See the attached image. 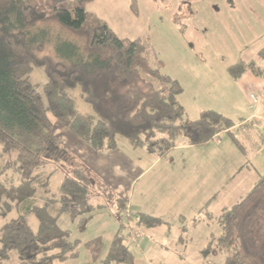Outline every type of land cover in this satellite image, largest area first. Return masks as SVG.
I'll return each instance as SVG.
<instances>
[{
    "label": "trees",
    "instance_id": "trees-1",
    "mask_svg": "<svg viewBox=\"0 0 264 264\" xmlns=\"http://www.w3.org/2000/svg\"><path fill=\"white\" fill-rule=\"evenodd\" d=\"M92 1L0 0V264L12 249L18 264L76 257L82 241L57 224L59 217L66 214L82 233L90 216L108 203L115 207L118 225L105 254L101 257V235L83 244L99 264H134L136 259L127 200L96 172L71 162L52 132L48 112L99 154L124 137L131 147L162 156L179 144L206 142L235 124L215 109L190 118L178 99L180 81L163 72L155 54L150 60L142 38L119 36L88 11ZM130 9L137 14L136 0ZM34 69L45 78L41 91L30 81ZM248 69L263 74L253 60H240L229 70L240 75ZM78 97L89 111L80 110ZM52 162L66 163L55 190L49 187L51 173L44 170ZM263 200L264 173L216 214L205 202L193 223L215 216L218 224L201 249L206 261L223 253L221 264H244V255L251 254L246 227ZM134 218L146 227L166 222L144 212Z\"/></svg>",
    "mask_w": 264,
    "mask_h": 264
},
{
    "label": "rangeland",
    "instance_id": "rangeland-1",
    "mask_svg": "<svg viewBox=\"0 0 264 264\" xmlns=\"http://www.w3.org/2000/svg\"><path fill=\"white\" fill-rule=\"evenodd\" d=\"M249 1L253 4L256 2V0ZM130 4L131 0H94L86 5V9L95 12L105 20L119 36L140 37L143 39L150 60L154 61L152 54H155L157 59L163 63V72L181 81L184 88L181 101L191 118L197 116L200 108L210 104L211 100L215 99V95L221 97L218 98L219 100L215 105L218 104L223 111L227 112L226 115L232 118L234 122L246 117V115H243V109L244 105L249 102V91L239 84L234 85L233 94L231 92L233 89H228V86L222 89L225 84L222 77H219L216 83L213 84L209 83V80L198 82L199 84L194 82V77L199 76V78L206 80L212 74L213 64L221 60L220 53L218 52V54L216 51L217 47L222 46L224 52L228 54L236 43L237 37H233V33H228L224 29L217 30V28L213 29L212 33L210 29L211 26L217 27L220 17L226 15V6L223 7L221 0L217 3L211 0H136L137 14L132 13ZM200 12L203 13V18L199 15ZM205 21L209 23L207 24ZM197 23L202 24L205 28L202 26V29H200ZM50 25L54 30L59 28L53 21L50 22ZM239 40L242 39L239 38ZM245 52L249 58H253L257 62L259 67L264 69V59L256 55V46L248 47ZM44 80L43 73L39 69L32 70L30 81L35 89L41 91ZM82 101L78 97L80 110L89 111V106ZM220 102H229L232 107H227L226 103L225 106H221L219 105ZM48 117L53 122L52 132L70 153L71 162L81 164L92 172L99 174L97 171L99 163L94 156L98 154H91L93 152L90 147L64 125L57 122L49 112ZM234 133L242 144L243 152L234 144V146L236 145L234 154H228L221 148L220 153L223 156L214 159L209 151L208 155L205 156L206 159H202L201 166H199L204 178L199 177L196 181V189L202 183L200 191L197 190L199 195L195 196L197 200L202 198L206 187L212 186L210 192L216 190L215 182L210 183L214 178H218V186L221 189L230 175L232 166L237 161V156H239L241 162L237 165V169L242 165L236 177L212 201L211 206L213 209L210 210L213 214H216L221 206L231 205L238 198L237 192H240L238 189L264 173V123L258 126L253 123L242 124L235 129ZM221 136L224 142L228 139L233 141L225 132H222ZM216 141L214 140L213 143ZM199 149L204 148L199 146ZM182 154L185 153L182 152ZM168 163L169 161H166L163 165L165 166ZM64 165H66L64 162H52L44 167L46 172L51 173L49 187L52 190H55L59 184L61 175L64 172ZM109 176L111 186L114 188L118 186L119 188L120 183L116 176L113 177L112 174ZM168 182H170V179ZM234 184L235 186H233ZM151 189L155 191L153 187ZM201 204H205L204 200ZM115 211V207L108 203L103 210L94 212L90 216L86 230L82 233L76 230L74 221L66 214H62L57 224L62 229L72 230V237L79 238L82 243L78 245V258L61 264H87L90 253L83 242L96 235H101L103 239L104 244L101 253V257H103L109 241L117 229L118 221ZM125 211L131 212L128 208ZM195 214L192 216H195ZM125 216L124 220L126 219ZM200 217L204 218L198 222L200 224L193 223L190 218L185 223L168 219L170 221L158 226L146 227L136 225L134 213H132V220H129L130 226H132V234L134 231L138 233L135 239L137 243L130 244L136 252L134 264H206V262L221 264L224 260L223 253L210 254L207 261L201 254V249L210 236V232L218 231L216 218L213 216L207 224L206 217ZM29 222L34 228L36 227L37 222L32 214L29 215ZM183 223L186 228H181ZM246 228L248 248L251 254L244 255V264H264V200ZM141 241H146V245L144 243L145 249L139 248L138 244ZM8 254V259L1 264H18L16 251L12 249ZM95 262L99 264V261Z\"/></svg>",
    "mask_w": 264,
    "mask_h": 264
},
{
    "label": "crops",
    "instance_id": "crops-1",
    "mask_svg": "<svg viewBox=\"0 0 264 264\" xmlns=\"http://www.w3.org/2000/svg\"><path fill=\"white\" fill-rule=\"evenodd\" d=\"M211 1L214 3L220 2V0ZM221 3L223 7L226 6V15L220 17L217 27L211 26L210 29L212 33L215 28H217V30L224 29L228 33H233V37H237L236 43L228 54L224 52L222 46L217 47L216 51L220 53L218 54L221 60L213 64L212 74L210 77H207L208 79L206 80L199 78V76L194 77V82L199 84L198 82L209 80V83L213 84L216 83L219 77H222L225 83L222 89L228 86V89H233L231 91L233 94L234 85L239 84L242 88L249 91V102L244 105L243 109V115H246V117L240 118L241 120L235 122L230 131H224L233 141L228 139V141L224 142L221 132L206 142L199 144H179L168 150L166 154L157 156L142 148H133L124 137H118L117 145L114 149L101 154L92 151L93 153L91 154H98L94 155L99 163L97 170L99 173L98 175L108 181L109 184L111 183L110 174H112L113 177L116 176V179L119 180V188L121 187V189H119L118 186L117 188L112 187L117 195L127 200V207L131 211V214L144 212L157 217L161 216L160 218L164 219L166 222L175 219L185 223L188 218L193 220L198 215L203 206V204H201L203 200L204 203L209 200L208 210L213 215V212L210 210L213 209L211 206L212 201L215 200L220 195V191L222 189L224 190V188L229 185L230 181L236 177L242 165L237 169V165L241 163L239 156H237V161L232 166L230 175L221 189L218 186V178H214L210 183L215 182L214 186L216 190L210 192L212 186L206 187L202 198L197 200L195 196L197 194L199 195L197 190L200 189L202 183L198 185V189H196V181L199 177H203L200 170L201 168H199L202 159H206L205 156L208 155L209 151L214 159L222 157L223 155L220 153L221 148L228 154H234L236 152L235 146L237 145L242 151L243 147L236 138L234 133L235 129L246 123H253L255 126L264 123V69L259 67L257 62L253 58H249L245 52L248 47L256 46V55L264 59V0H256V2H254L255 4L251 3L249 0H221ZM199 15L203 18L202 12H200ZM208 23L209 22H207V24ZM197 24L200 29H202L203 25L200 23ZM203 27L205 28V26ZM206 28L208 27L206 26ZM239 38L242 40H239ZM240 60L245 62L253 60L256 67L263 70V74L262 72L256 73L248 69L240 75H233L230 73L229 69L235 66ZM183 92L184 88L182 93L178 96L182 104L181 95ZM251 95H255L256 98L252 99ZM218 98L221 97L215 95V99L213 98L210 104L198 110L197 116L199 112L204 109H215L226 115L227 112L223 111L218 104L215 105L219 100ZM225 103L227 107H232L229 102H220L219 105L225 106ZM214 140L217 141L213 143ZM234 144L236 145L234 146ZM199 146H203L204 149L200 150ZM182 152L185 154H182ZM166 161H169V163L164 166L163 163ZM169 179L170 182H168ZM254 181L242 187V192L241 189H238L240 192H237V197L239 198L244 195L250 189ZM233 186H235V184ZM151 187H153L155 191H152ZM188 204L190 205L188 206ZM222 207L223 206H221L219 210ZM194 213H196L195 216H192ZM210 221L211 220L207 219V224ZM184 223L181 224V228H186ZM211 232L217 233L218 231ZM134 233L133 243L136 244L137 240L135 239L138 233L135 231ZM190 239H192V237H190ZM144 243L146 245V241H141L138 244L139 248L145 249ZM76 258L78 257L76 256L64 261L54 262L53 264H61L71 259L75 260ZM87 264L97 263L89 256Z\"/></svg>",
    "mask_w": 264,
    "mask_h": 264
},
{
    "label": "built area",
    "instance_id": "built-area-1",
    "mask_svg": "<svg viewBox=\"0 0 264 264\" xmlns=\"http://www.w3.org/2000/svg\"><path fill=\"white\" fill-rule=\"evenodd\" d=\"M251 97H252V99H255L256 98L255 95H251ZM126 213H127L126 215H129L128 212H126Z\"/></svg>",
    "mask_w": 264,
    "mask_h": 264
}]
</instances>
